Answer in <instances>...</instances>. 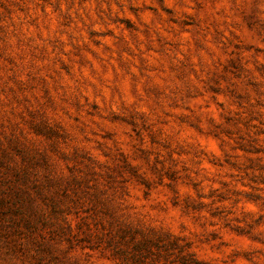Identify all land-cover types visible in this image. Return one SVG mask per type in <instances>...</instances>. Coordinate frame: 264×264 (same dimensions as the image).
Masks as SVG:
<instances>
[{
    "label": "rangeland",
    "instance_id": "obj_1",
    "mask_svg": "<svg viewBox=\"0 0 264 264\" xmlns=\"http://www.w3.org/2000/svg\"><path fill=\"white\" fill-rule=\"evenodd\" d=\"M0 264H264V0H0Z\"/></svg>",
    "mask_w": 264,
    "mask_h": 264
}]
</instances>
